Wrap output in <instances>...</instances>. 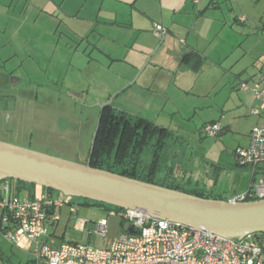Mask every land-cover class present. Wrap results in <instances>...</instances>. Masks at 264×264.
Instances as JSON below:
<instances>
[{
    "label": "rangeland",
    "instance_id": "1",
    "mask_svg": "<svg viewBox=\"0 0 264 264\" xmlns=\"http://www.w3.org/2000/svg\"><path fill=\"white\" fill-rule=\"evenodd\" d=\"M170 1H161L163 12L172 6ZM64 2L56 0L55 4L49 3L46 6L47 12L46 10L41 12L40 8L33 6L40 3L37 0L31 2L0 0V72L13 67L9 59L5 67L1 64V60L14 51V46L21 57L23 56L24 61L21 71L13 74L15 77L17 74L21 75V87L12 89L9 87L10 81L0 80V140L68 160L85 162L91 135L99 115V107L96 106L98 103L95 102L101 101L99 102L101 104L104 102L100 95L104 93L100 88V78L106 80L110 77L99 64L90 61L84 69L86 83H83L75 77L72 67L68 66V62L76 59L77 53L62 48L67 43L71 48L80 44L79 49H82L81 38L74 31L78 28L84 29V25L73 17L59 13L58 5L66 10L71 9L68 4L63 5ZM187 2L191 4V0ZM139 3L145 4L146 9L160 17V0H140ZM86 5L83 15H86L88 6L97 8L99 3L96 0H88ZM222 5L221 11L210 9L203 15L216 17L223 22V25L221 26L222 22L219 20L208 18V23L203 25L207 38L201 42V52L212 61L221 59L229 74L228 85L225 87L229 88V92H238L235 86L239 87L242 80L252 85L259 74L264 73V0H224ZM198 6L199 4L194 5L192 18L195 17ZM48 12L54 16H49ZM239 17H242V21L236 20ZM159 21L157 19L156 22ZM16 29L17 33L14 31ZM49 43L56 48H51ZM17 46L20 48L17 49ZM179 46L183 47V44L179 42ZM89 51L90 47L87 48L86 53ZM32 52L35 56L31 59L27 55ZM225 54L227 56L223 58ZM91 56L96 59L97 53L94 51ZM98 59L105 62L101 56ZM14 60L17 62V59ZM197 81L194 94L190 96L192 104L188 107L182 106L181 113L169 112L171 106L168 105L162 113H156V109L148 115L159 117V121H165L167 124L171 123L169 129L175 137L168 143V150L169 152L175 150L184 163L186 159H190V162L202 167L213 166L225 177L233 174L235 170L249 175L250 167L236 164L233 151L238 144V136H240L238 134L246 133L252 127L253 116L249 115V110L239 112L241 114L230 112L228 117L236 122L231 129H225L213 137L204 136L200 132L202 123L211 117L221 115L220 107L226 100L223 92L227 90L224 87L217 96L214 93L204 95V91L212 83L217 87V81L214 77L209 79L205 75H198ZM222 82L226 85V78L221 80L219 86ZM16 83L14 82L15 85ZM36 94L37 96L34 97ZM113 94L111 93V96ZM233 98L231 96V100ZM183 101L185 100H182V103H185ZM227 108L232 109L231 101L227 102L224 110ZM142 157L145 160L150 159L149 147ZM260 176L257 173L255 180L257 181ZM7 179L16 190L15 185L19 183H16L15 179ZM222 185L226 188L229 184L222 181ZM19 187V197H28L27 186L19 184ZM39 190L42 189L36 186L35 197L41 196ZM52 194L64 199L65 208L73 207L78 210L67 213L70 219L67 235L84 243L92 241L91 243L96 246L102 245L95 234L83 233L72 227L77 216L92 219L104 217L106 212L102 207L84 205L81 203L83 198L66 196L56 190H53ZM63 212L65 214V211ZM92 225L88 224L89 227ZM123 227L120 218L111 216L108 236L110 238L117 236ZM261 237L264 238V235ZM18 259H28L27 253L8 242L0 230V264H9L10 261L16 262Z\"/></svg>",
    "mask_w": 264,
    "mask_h": 264
},
{
    "label": "crops",
    "instance_id": "2",
    "mask_svg": "<svg viewBox=\"0 0 264 264\" xmlns=\"http://www.w3.org/2000/svg\"><path fill=\"white\" fill-rule=\"evenodd\" d=\"M37 1L40 3L33 6L40 8L41 12L43 10L47 12L48 8L46 6L49 3H54L56 0ZM63 1H65L63 5L68 4L71 9L66 10L61 5H58L59 8L57 10H59V13L63 16L73 17L80 24L84 25V29L78 28L77 31H74L81 38L80 41L83 43L82 49H79L80 44L71 48L67 43L62 48L73 50L74 53H77L76 59L68 62V66L72 67L73 74L79 81L86 83L84 74L86 65L90 61L99 64L110 77L106 80L100 78V88L104 91L103 94H100L102 96L101 100L106 102L111 98L109 106L113 109L132 115H139L169 129L171 128V123L167 124L165 121H159V117L154 118L148 114L156 109V113H162L168 105L171 106L169 112L181 113L182 106H190L192 104L190 96L192 93L194 94L198 75H205L209 79H213L214 77L215 81H217V87L212 83L204 91V95H212L214 93L217 96V94L223 91L225 86L227 87L229 74L221 59L212 61L201 52V42H204L207 38L203 25L208 23V18L219 20L216 17H206L203 15L208 13L210 9L221 11L224 0H199L196 4L192 0L191 4H188L187 0H171L172 6L166 7L167 10L165 12H163L162 0H160V17H157L146 9L145 4L139 3L140 0H96L99 3L98 7L88 6L86 15H83L82 12L83 9H86L88 0ZM193 4H199L194 18L191 17L195 8ZM47 14L49 16L52 15V17L54 16V14L49 12ZM241 18L239 17L236 20L242 21ZM157 19L160 21L156 22ZM200 19L201 21L198 24ZM219 21L222 22L221 20ZM154 23L163 24L161 25L165 28V32L162 35H158L153 31ZM222 25L223 22L221 23ZM14 31L17 33V29ZM179 42L183 44V47L179 46ZM48 45L51 48H56L52 47V43ZM15 47L9 56L1 60V64H4L5 67L8 65L6 61L9 59V63L13 67L2 73L0 72V80L4 82L10 81L9 87L12 89L21 87V75L17 74V77H15L13 74L21 71V66L24 64L23 56L21 57ZM88 47H90V51L86 53ZM19 48L17 46V49ZM94 51L97 53L96 59L91 56ZM34 56L33 52L27 55L31 59ZM99 56L105 62L98 59ZM226 56L227 54L223 58H226ZM14 59H17V62ZM90 75L92 76V74ZM224 78H226V85H224L225 82H222L220 87L219 83ZM14 82H17L16 85ZM242 83H246L249 87L254 88L257 79L253 81L252 85L246 80H242L239 87L235 86L238 92H229V88L225 87L227 91L223 92V96H226V100L220 107L221 115L203 121L202 125L207 122L218 121L222 126L221 131L231 129L236 122H233V119L228 117V113L237 112L241 114L239 112L249 110L251 105L257 103L253 91L241 88ZM111 93L114 94L111 96ZM36 96L37 94L34 95V97ZM231 96L234 97L232 100ZM97 100L100 99L97 98ZM182 100H185L183 101L185 103H182ZM229 101L232 103V109L227 108L224 110ZM99 102L101 101L95 102L98 103L96 104L98 107L101 104ZM215 105L219 106L217 103ZM252 116L254 120L253 127L260 122V117L257 115ZM169 120L172 121L173 119ZM251 128L246 133L238 134L240 136H238L236 147L248 144ZM173 139L174 137L169 139L168 143L173 141ZM167 159L169 163L175 164L173 175L161 173L159 177H166L167 181L174 180L175 183H181L186 188L201 190L204 194L208 195V198L228 200L234 195L247 190L252 182V172L246 175L243 171L235 170L233 174L225 177L217 170L218 168L213 166L209 167L206 165L202 167L197 163L193 164V162H190V159H186L184 163L175 150L169 152L167 149ZM222 181L228 182L229 185L226 188L223 187ZM39 192L42 194L44 190H39ZM102 209L106 212V208L102 207ZM63 211H65V214ZM69 211L70 207L65 208L63 206L60 208V220L55 225L49 227V236L47 238L49 242L53 244L67 241L81 242L66 233L70 223L67 215ZM77 211L75 210V212ZM77 217L91 221L96 220L85 216ZM72 227L74 230L87 233L75 227V220ZM14 246L18 250L26 252L28 259H18L16 262L10 261L9 264H31L30 248H27L25 243L23 247Z\"/></svg>",
    "mask_w": 264,
    "mask_h": 264
},
{
    "label": "built area",
    "instance_id": "3",
    "mask_svg": "<svg viewBox=\"0 0 264 264\" xmlns=\"http://www.w3.org/2000/svg\"><path fill=\"white\" fill-rule=\"evenodd\" d=\"M198 3L199 0H192ZM242 19V18H241ZM153 31L162 35L165 28L154 23ZM251 89L256 104L249 107V115H257L260 122L250 131L249 142L237 146L233 157L238 165L250 167L254 173L264 165V73L259 74ZM222 130L218 121L204 123L201 134L216 136ZM248 197L264 198V176L253 180L244 192L229 198L230 202L245 201ZM64 199L52 192L40 197L21 198L8 179L0 181V230L13 245L30 248L31 264H264V238L261 233L247 234L241 239L229 238L207 229H200L154 218L138 209H106L96 220L77 217L75 227L99 237L102 245L91 242H61L47 240L49 227L60 220L59 210ZM70 212H75L70 207ZM111 216L120 218L123 230L108 236ZM88 222L93 224L87 226ZM131 228V231H130Z\"/></svg>",
    "mask_w": 264,
    "mask_h": 264
},
{
    "label": "water",
    "instance_id": "4",
    "mask_svg": "<svg viewBox=\"0 0 264 264\" xmlns=\"http://www.w3.org/2000/svg\"><path fill=\"white\" fill-rule=\"evenodd\" d=\"M110 104L111 98L99 105L100 113L85 162L0 140V181L12 178L59 191L66 196L121 209H138L154 218L207 229L229 238L241 239L247 234L264 233V198L233 203L92 167L90 161L101 112Z\"/></svg>",
    "mask_w": 264,
    "mask_h": 264
},
{
    "label": "trees",
    "instance_id": "5",
    "mask_svg": "<svg viewBox=\"0 0 264 264\" xmlns=\"http://www.w3.org/2000/svg\"><path fill=\"white\" fill-rule=\"evenodd\" d=\"M173 135L170 129L157 125L144 117L128 114L107 106L101 112L90 165L208 198V195L201 190L186 188L181 183H175L174 180L167 181L166 177H159L161 173L173 175L175 164L169 163L167 159L168 140L175 137ZM147 147L150 148L151 154L149 160L142 157L145 155ZM87 156L88 151L85 159ZM257 173L264 176V165L258 166L252 173V181L255 180ZM16 183L27 186L28 197H35L36 186L39 185L19 180H16ZM19 184L15 185L17 194L20 190ZM39 187L44 189V192L53 191L50 188ZM255 199V197L246 198V200ZM81 203L88 206H101L106 209H121L89 199L81 200Z\"/></svg>",
    "mask_w": 264,
    "mask_h": 264
},
{
    "label": "flooded vegetation",
    "instance_id": "6",
    "mask_svg": "<svg viewBox=\"0 0 264 264\" xmlns=\"http://www.w3.org/2000/svg\"><path fill=\"white\" fill-rule=\"evenodd\" d=\"M89 151V150H88Z\"/></svg>",
    "mask_w": 264,
    "mask_h": 264
}]
</instances>
